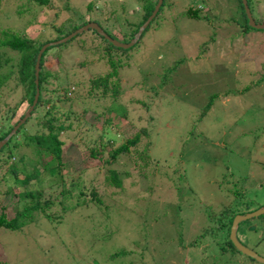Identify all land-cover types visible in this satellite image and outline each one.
<instances>
[{"label":"rangeland","instance_id":"374dc122","mask_svg":"<svg viewBox=\"0 0 264 264\" xmlns=\"http://www.w3.org/2000/svg\"><path fill=\"white\" fill-rule=\"evenodd\" d=\"M140 1L48 0L49 5L41 10L32 0H0V33L7 29L36 42L50 43L62 39L72 28L84 26L89 18L90 23L96 20L94 23L111 39L126 44L132 40L129 37L134 24L143 17ZM263 4L264 0H250L253 19L259 23H264ZM162 7L140 40L128 49H113L89 29L47 49L46 72L52 70L61 80L74 83L70 92L77 90L81 96L94 93L90 91L91 79L103 78L112 71L109 55L116 63L127 62L114 67L118 80L108 78L121 91L119 101L111 107L116 105L120 113L127 115L115 129H109L111 136L105 132L103 143L114 149L136 134L140 138L112 165L99 163V167L88 169L84 168L82 150L87 153L98 134L93 130L79 133L63 154L61 169L64 184L71 190L61 199V205L65 212L72 207L75 213L62 219L59 227H53L39 210L26 211L24 215L32 202L20 199L15 209L16 229H0V262L155 264L154 260H159L158 264H262L235 251H225L220 256V249L227 238L222 225L226 223L225 216L231 212L246 214L264 205V30L239 31L237 23L244 20L238 0H164ZM188 9L196 10L198 17H190ZM51 25L59 31L47 34ZM259 57L262 65L256 68ZM16 64L15 53L0 49V129L5 127L9 109L16 110L14 114L10 112L12 120L29 109L24 99L26 87L19 83ZM7 73V80L1 82ZM55 85V81H49L43 99L52 97L54 110L60 112L56 116H62L69 105L56 99L63 95ZM51 103H41L34 109L33 116L22 128L19 126L18 138L13 134L0 156L10 159L9 163L26 160L33 151L21 146V134L32 127L34 114L38 118ZM75 109L81 110L79 106ZM115 114L112 110L107 118L113 119ZM73 115L71 120L83 122L81 115ZM149 122H155V126ZM100 126L102 123L96 127ZM82 138L85 140L79 147L77 141ZM19 149L24 155H19ZM141 151L148 154V161L141 157ZM107 159L104 153L102 160ZM109 170L119 174L120 186L104 179ZM177 171L182 172L173 180ZM241 180L254 186L240 197L219 191ZM0 187L2 196V183ZM189 188L194 191L190 196ZM91 190L102 200H114L117 209L111 210L106 199L111 210L108 215L102 206L84 207ZM61 191L60 187L42 190L40 201H59ZM80 192L84 195L79 196ZM177 198L180 206L175 203ZM244 202L247 207L241 204ZM4 211L7 216L14 212L13 207ZM55 212L52 206L46 210L49 214ZM263 221L264 216H260L243 222L237 232V239L261 258ZM252 224L255 230L247 231ZM154 233L159 236L158 244L165 257L156 254L157 241L150 237ZM145 236L150 240L144 248ZM110 254L113 258H109Z\"/></svg>","mask_w":264,"mask_h":264},{"label":"trees","instance_id":"16d2710c","mask_svg":"<svg viewBox=\"0 0 264 264\" xmlns=\"http://www.w3.org/2000/svg\"><path fill=\"white\" fill-rule=\"evenodd\" d=\"M157 1L158 0H141L140 1L142 3L141 11L143 12V17L141 21H139L140 23L138 22L137 24H134V29L132 31L133 33L130 35L129 39L133 38L138 28L150 16ZM255 1L256 3L257 1L260 2V0H255ZM32 2L38 5L39 7H42L41 10L49 5L48 0H32ZM238 2H239V10L243 16L244 21L242 23H237V28L239 29V31L247 33L248 31L247 29H253V28H251L248 25V21H247L246 14H245L243 5L241 3V0H238ZM246 3L251 13V16H252L250 0H246ZM163 4H164V0H162V3L157 13L153 17V19L150 21V23L156 18L160 10L163 8L162 7ZM187 13L190 17L194 19L198 17V13L196 10L192 11L191 9H188ZM221 19H222L221 20L222 22L226 21L225 18H221ZM90 22L91 20L89 18H86L85 24L90 23ZM93 22H97V21L93 20ZM228 22L229 21L225 23H228ZM260 23H263V22H260ZM79 27H75V28H79ZM147 27L145 28V30L147 29ZM75 28H72L71 31H69L67 34L62 35L61 38L66 37L68 34L74 31ZM254 30H264V29H254ZM52 31L53 32L59 31V28L51 25L47 34L51 33ZM144 31L142 32V34L144 33ZM92 32L96 34L100 39L108 43L111 47H113V49L121 50V48L111 45V43H109L107 40L101 37L95 30H92ZM45 36L46 35H44V37ZM141 36L139 37V40ZM40 42H36L35 39H31V38L27 39L26 36L21 35L18 32H12L7 29H5L2 33H0V49H3V50L7 49L13 55L14 53L16 54L17 68L15 72H16L17 78L20 80L19 83L24 84V86L26 87V95L24 97L27 103L26 107L31 106L32 101L34 99V95H35L36 86L34 83V79H35L34 66L36 62L37 53L39 52L40 48L44 44L48 43L49 41H45L44 43H40ZM47 49L43 52L40 58V62H39V74H38V84H37L39 95H38L37 102L32 112L34 111L36 107H39L41 103L43 104L51 103L52 97L51 99H45V100L43 99L44 98L43 93L44 91L47 90L49 81L56 82L57 85H55L54 88H57L56 90L62 92V95H63V97L61 98L57 96L56 99L61 101L62 104H68L69 105L67 108L68 110L64 111L65 113H61L62 116H56V114L60 112H56L54 110V107H55L54 103H51L52 104L51 107H48L47 109H42L43 114L41 113V115L38 118L34 114L35 119H33L30 123L32 127L29 130H26L24 133L21 134L22 135V145L21 146H23L24 148L25 147L31 148L33 151V152L28 151L29 153L26 155L27 161L25 159H17L16 161L9 163L10 159L6 161L4 157L0 156V183H2V185L4 186L3 187L4 192L2 193L3 195L0 196V199H1L0 203H2V201L6 202L0 206V229H5V230H15L16 229L18 214H17V211H15V209H17L20 199H23L24 201H27L28 199H30L32 202V205L30 207H26L24 209L23 214L26 211L31 212L33 209L39 210L40 212L45 213V216H43V218L46 221H48V223H50L53 227H59V225L61 224L59 222L62 219H65L67 215L70 218V213L72 214V212H74L72 210V207L71 209H69V211L65 212L64 207L61 205L62 204L61 199L63 200L65 195H68L69 193H71V190L67 189L66 184H64L65 181H64L63 173L61 171L62 166L64 165L62 158H63V154L67 150H69L74 139L78 135H80L79 133H87L88 131L91 132V130H93L95 132V135L98 134L97 139L95 140L96 142L94 141L95 145H92L91 147H89L87 153L84 150H82V155H84L86 158L84 162L86 163V166H84V168H88V169L99 167V163H102L103 165H108V166L112 165L113 162L117 160V158L121 154L128 153L130 148L135 146L139 142L140 134H136L134 135L133 138L127 139L125 143L119 145L118 147L114 149H108L107 147L108 144L103 143V137L105 135V132H108V136H111L112 131L109 129H113V128L115 129L116 126L119 124V122H121L127 115L126 112L120 113V111L117 110L118 107H116V105L114 108L111 107L114 103L119 101V94H121V91L118 90L116 85L111 84L108 80L109 76L117 77V80H118L119 76L115 68H119L120 66H123V64H126L127 62L125 63L122 61L121 62L117 61L116 63L112 61V57L111 55H109V57H107L108 59L107 58L106 59L108 60V66L112 67V71L109 72L103 78L94 79V80L91 79L90 80V91L94 93H89L88 96H81L79 95L80 93H78L77 90L74 92H70V88L75 86L74 83L70 81H64L67 79L61 80L59 74L52 70H49L46 72L45 63H46V58L48 56ZM105 52L106 53L109 52L110 54V50L107 51L105 49ZM261 65H262L261 58L259 57L257 59V66L255 67L257 68V67H260ZM8 76H9V73L4 74L3 75L4 79H1V82H3L4 80L6 81ZM59 86L60 88L58 89ZM67 94L70 96L67 97ZM105 100H107V102ZM78 106L79 108H81L80 111L75 109V107H78ZM112 110H115L117 114H115V117L113 119H108L107 115ZM15 111L16 110L14 109H9L7 111V118L5 120L6 124L4 125L5 127L0 129V132H1L0 141L7 134H9V132L13 129V127L16 126L18 121H20L23 118L24 114L27 111V108L24 109L23 112L18 117L15 118V120L14 119L12 120L10 119V112L11 114H14ZM32 112L30 114V117L33 116ZM73 114L81 115L84 118L83 122L79 123L80 121H78L75 118L71 120L74 116ZM104 119L106 120L104 121ZM24 123L21 124L22 126L20 125L21 128L24 126ZM101 123L103 125L102 127L101 126L100 128L96 127V126H99ZM149 124L150 126L151 125L155 126V122L154 123L149 122ZM73 125L77 128H74ZM150 126H149V129H151ZM20 129L16 130L14 137H17L20 135L19 133ZM152 129L154 128L152 127ZM147 133L149 135V130L146 131V134ZM11 138L7 141V143L11 141ZM84 140L85 138H82L80 142L77 141L78 144L77 143L76 144L79 145V147H82ZM7 143L4 144L0 148V151L4 149ZM19 151H21L19 155H24L22 154V149H19ZM104 153H106L108 156L107 161L102 160ZM141 157L146 159L147 161L149 160L148 154L144 151H141ZM143 161L144 160L142 159V162ZM24 163H27V164L24 165ZM49 166H54L55 169L57 170L55 169L53 170ZM30 168L31 170H28ZM108 172H109L108 173L109 175L105 176L104 179L109 181L115 187L120 186L121 182H120L119 174L115 172L114 170H109ZM180 172L177 171L178 174L176 177H173V180L179 178ZM249 183H247L246 180H241L240 183H237V182L232 183L230 185V188L228 189H226L225 187H220L219 191L222 193H226V192L232 193V194L235 193L234 194L235 196L237 195V197H240L242 193L249 191L248 188H251V186H254L253 183L251 184ZM247 186H250V187H247ZM259 186H262V184H260ZM58 187L62 188V191L59 193V201L53 202V199L51 201L47 199L43 200L42 202L40 201L39 197L40 195H42V190H45V189L46 190L47 189L56 190ZM188 192L189 193L187 194H189L190 196V193H193L194 191L189 188ZM0 194H1V187H0ZM83 195L84 194L80 192L79 196H83ZM33 199H36V200H33ZM105 199L106 198L102 200V198L97 197L94 190H91V192L89 193V200L84 201L83 205L84 207H86L87 204H91L94 207L96 206L99 208H101L102 206V208L104 209V213L108 215L113 207L117 209V205L114 200L106 199L107 203H111L110 204L111 210H109V206L105 203ZM175 203H178V206H180V203H181L180 199L177 198ZM241 204L245 206L246 202L241 203ZM66 205H68V203ZM49 206H52V208H55L56 212L53 214L46 213V210L48 209ZM55 206L56 207L58 206L59 209L58 208L57 209L59 211L56 209ZM223 206H226V204H224ZM8 207H13L14 212L11 216H7L5 214L4 210L5 208H8ZM213 213L214 211L211 212V214ZM223 213H224V210L222 209L221 210L222 217H223ZM237 214H243V213L231 212L230 214L225 216L226 223L224 224L222 223V225L224 226V231L227 230V235H226L227 238L223 242V245H221L220 256L224 255L225 251H235L237 253H241L233 246L232 242L228 239V234L230 231L232 220L234 216H236ZM261 216H264V214ZM247 221L248 220L244 222H247ZM242 223L239 224L238 229L241 228ZM104 226L105 225L101 227H104ZM238 229H237V232H238ZM145 230H148V229H145ZM237 232H236V236H237ZM150 237L153 238V240L157 241L156 246L158 247L159 252L156 254L161 255L160 257H165V252L162 251V245L158 244L160 243V240L158 239L159 238L158 234L154 233ZM150 237L148 238L145 236L143 238V239H146L144 248L147 246V243L150 240ZM109 258H113L111 257V254L109 255ZM219 258H218V261H219ZM2 262H0V264H4ZM154 262L155 264H158L159 260H154Z\"/></svg>","mask_w":264,"mask_h":264},{"label":"water","instance_id":"95a60500","mask_svg":"<svg viewBox=\"0 0 264 264\" xmlns=\"http://www.w3.org/2000/svg\"><path fill=\"white\" fill-rule=\"evenodd\" d=\"M161 3H162V0L157 1L156 5L154 6L152 13L146 19V21L139 27V29L137 30L134 37L132 38V40L129 43L123 44V43H119V42L111 39L104 31H102V29L96 23L92 22V23L85 24L84 26H81L80 28L76 29L71 34L67 35L66 37H64L60 40H56L54 42L44 44L40 48V50L36 56V62H35V66H34V77H35L34 83H35L36 89H35V95H34V99L32 101V104L29 107V109L26 111V113L24 114L23 118L17 123V125L14 126L13 129L9 132V134L6 135V137L3 140L0 141V148L11 138V136L13 134H15V132L19 128V126L21 124H23L25 122V120L30 116V114H31L36 102H37L38 95H39V91L37 88L38 74H39V62H40V58H41L43 52L47 48H49L50 46H56V45L65 43L66 41L72 39L77 34H80V33L84 32L88 29H91V30H95L101 37H103L105 40H107L109 43H111V45L118 47V48H121V49H128V48L132 47L139 40V37L141 36L142 32L145 30L147 25L150 23V21L153 19V17L157 13ZM241 3L243 5V8H244V11L246 14L248 25L253 29H264V24H256L254 22V20L251 16V13L249 11V8L247 6L246 0H241ZM263 214H264V205L261 206L260 208L256 209V210H254L253 212L246 213L243 215H236V216H234V218L232 220V223L230 226V231H229V240L232 242L233 246L239 252H241L243 255H246L252 259H256L257 261L261 262L262 264H264V258L259 257L256 253H254L249 248L244 246L240 241H238V239L236 237V232H237V229H238V226L240 223H242L246 220H249L251 218L259 217ZM255 228H256L255 225H251V227H248L247 231H252Z\"/></svg>","mask_w":264,"mask_h":264},{"label":"clouds","instance_id":"9594fccd","mask_svg":"<svg viewBox=\"0 0 264 264\" xmlns=\"http://www.w3.org/2000/svg\"><path fill=\"white\" fill-rule=\"evenodd\" d=\"M254 20V19H253ZM254 22L256 23V24H263V23H259V22H256L255 20H254ZM137 43V42H136ZM261 207V206H260ZM259 207V208H260ZM258 209V208H257ZM252 225H254V224H252ZM256 226V225H255ZM249 227H251V225L249 226ZM248 229V228H247ZM255 230V229H254ZM262 230L264 231V221H263V225H262ZM253 231V230H252ZM237 237V236H236ZM239 241V240H238ZM248 248V247H247Z\"/></svg>","mask_w":264,"mask_h":264}]
</instances>
